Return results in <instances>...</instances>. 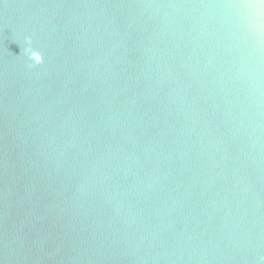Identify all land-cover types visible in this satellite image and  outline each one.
I'll use <instances>...</instances> for the list:
<instances>
[{"label": "water", "instance_id": "95a60500", "mask_svg": "<svg viewBox=\"0 0 264 264\" xmlns=\"http://www.w3.org/2000/svg\"><path fill=\"white\" fill-rule=\"evenodd\" d=\"M0 264H264V0H0Z\"/></svg>", "mask_w": 264, "mask_h": 264}, {"label": "clouds", "instance_id": "9594fccd", "mask_svg": "<svg viewBox=\"0 0 264 264\" xmlns=\"http://www.w3.org/2000/svg\"><path fill=\"white\" fill-rule=\"evenodd\" d=\"M24 47L22 49V53L26 54L28 59L32 61V64L38 65L43 62V57L41 53L37 50H34L31 45H32V40L30 37H26L24 41ZM31 66V65H30Z\"/></svg>", "mask_w": 264, "mask_h": 264}]
</instances>
